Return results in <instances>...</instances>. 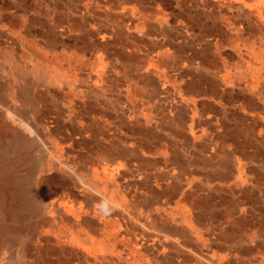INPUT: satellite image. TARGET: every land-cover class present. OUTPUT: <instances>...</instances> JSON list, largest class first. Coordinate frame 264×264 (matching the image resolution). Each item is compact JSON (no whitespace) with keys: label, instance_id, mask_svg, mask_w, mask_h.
Masks as SVG:
<instances>
[{"label":"rangeland","instance_id":"374dc122","mask_svg":"<svg viewBox=\"0 0 264 264\" xmlns=\"http://www.w3.org/2000/svg\"><path fill=\"white\" fill-rule=\"evenodd\" d=\"M0 221L9 264H264V0H0Z\"/></svg>","mask_w":264,"mask_h":264},{"label":"crops","instance_id":"0c3cea01","mask_svg":"<svg viewBox=\"0 0 264 264\" xmlns=\"http://www.w3.org/2000/svg\"><path fill=\"white\" fill-rule=\"evenodd\" d=\"M51 82L54 83V84H61L62 83V78L59 75H56V76L51 78ZM59 163L62 164L61 161ZM83 185L86 187V189L88 191V194L91 196V198H89L88 202H90V200H91L93 203H96V202L100 201V198L101 199L107 198L105 196V194H103L102 188H101V186L99 185V183L97 181L93 182L92 180L87 179V180L83 181ZM73 206H75V205L73 204ZM182 213H183L184 216H188L189 217L191 212L188 211L187 209L185 210L183 208ZM91 222H92L91 223L92 226L88 229V231H86L83 228H81V230H79V233H78L79 237L82 236V242L81 243H84V245H85L84 247H85V249H87L88 253H91V252L99 250V248L96 247V245H95V243L97 241V239H96L97 236L96 235L98 234L99 230H98L97 227H94L95 223L93 221H91ZM163 222H166V224L164 225V227H162V230L159 233L161 235H164L167 239H172L174 237V235H178L179 234V235L182 236V233H183V235L185 234L184 230H182L181 228L174 229V225L171 224L168 220L163 221ZM78 227H81V225H78ZM93 231H94V233H93ZM109 235L112 238H116L117 237V231H116V228L114 226V223H111ZM56 245L59 246V243L56 242ZM59 247H60L61 251H63L64 249H68L67 245H65V246L60 245ZM106 252H107V249L103 250L104 255H106ZM79 257H80V260H78L79 263L77 262L75 264H84L85 261H88V259H86L82 255H79ZM104 257H106L105 258L107 260L106 263H108V264H114L115 263L114 261H111L112 260V256L107 255V256H104ZM70 263H72V261H70ZM73 264H74V262H73Z\"/></svg>","mask_w":264,"mask_h":264},{"label":"bare ground","instance_id":"6f19581e","mask_svg":"<svg viewBox=\"0 0 264 264\" xmlns=\"http://www.w3.org/2000/svg\"><path fill=\"white\" fill-rule=\"evenodd\" d=\"M75 135V134H74ZM27 173V172H26ZM97 194V193H96ZM11 232V230L4 224H1V221H0V261H1V264H9V260H12V258H7V256L4 254L6 253L8 247H10V243H9V240H4L2 238V235H9V233ZM94 233V231H93ZM179 233V232H178ZM3 235V236H4ZM87 238V237H86ZM3 240V241H2ZM68 248V247H67ZM3 255V257H2ZM2 260H5L4 262H2ZM18 264H24L25 263V256L22 255V256H19L17 257V262ZM79 263V262H78Z\"/></svg>","mask_w":264,"mask_h":264},{"label":"clouds","instance_id":"9594fccd","mask_svg":"<svg viewBox=\"0 0 264 264\" xmlns=\"http://www.w3.org/2000/svg\"><path fill=\"white\" fill-rule=\"evenodd\" d=\"M97 210L101 215L110 216L117 210V204L105 198L97 205Z\"/></svg>","mask_w":264,"mask_h":264}]
</instances>
